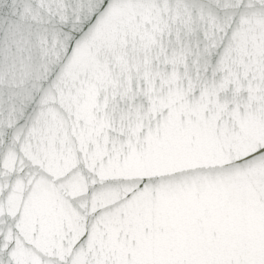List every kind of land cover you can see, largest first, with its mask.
Masks as SVG:
<instances>
[{
    "label": "snow or ice",
    "instance_id": "snow-or-ice-1",
    "mask_svg": "<svg viewBox=\"0 0 264 264\" xmlns=\"http://www.w3.org/2000/svg\"><path fill=\"white\" fill-rule=\"evenodd\" d=\"M0 264H264V0H0Z\"/></svg>",
    "mask_w": 264,
    "mask_h": 264
}]
</instances>
